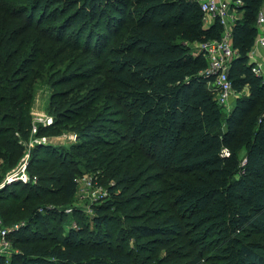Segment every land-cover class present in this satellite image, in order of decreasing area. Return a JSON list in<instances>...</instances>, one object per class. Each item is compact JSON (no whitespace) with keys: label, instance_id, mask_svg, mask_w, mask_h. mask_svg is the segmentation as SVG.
Wrapping results in <instances>:
<instances>
[{"label":"trees","instance_id":"trees-1","mask_svg":"<svg viewBox=\"0 0 264 264\" xmlns=\"http://www.w3.org/2000/svg\"><path fill=\"white\" fill-rule=\"evenodd\" d=\"M26 1L33 9L31 24L35 19L44 22V14L57 3L80 5L74 26L100 37L96 49L97 58L104 61L101 92H108L104 98L108 111L124 117L128 138L139 144L153 169L175 181L173 201L187 216L133 225L114 234L105 215L114 205L109 203L97 209L94 221L104 232L93 234L85 225L72 229L55 248L36 246L47 240L44 233L52 227L39 210L31 212L28 203L54 191L73 198L81 173L67 151L37 145L31 151L28 171L34 169L39 182H15L0 192L3 223L13 228L25 222L11 233L22 248L14 254L13 264H168L153 252L177 239L185 242L190 234L188 245L214 253L180 264H209L211 260L264 264V78L253 72L248 56L258 37L257 18L264 0H239L242 4L237 6L244 15L232 34L236 56L229 78L238 97L230 109L221 106L208 87L214 76L206 73L208 62L198 47L220 40L224 28L219 21L205 26L198 1ZM23 33L27 32L0 28V184L25 154L19 142L31 133L35 88L47 84L46 76L53 68L63 66L56 46L60 40L39 39L34 34L22 38ZM63 97L66 94L54 99ZM94 103L81 104L73 116L60 112L53 117L54 125L41 127L39 135L48 136L65 123L79 120L73 128L82 133L93 130L92 120L105 109L104 104L93 110ZM70 105L71 100L62 101L61 111ZM87 144L77 147L85 150L83 160H88L90 152L99 156L92 157L89 165L100 156L107 158L108 151L89 149ZM52 183L59 188L45 186ZM17 184L16 194L4 196ZM26 213L30 215L25 220ZM128 235L149 239L138 244L139 254L127 247ZM5 261L0 258V264Z\"/></svg>","mask_w":264,"mask_h":264},{"label":"rangeland","instance_id":"rangeland-1","mask_svg":"<svg viewBox=\"0 0 264 264\" xmlns=\"http://www.w3.org/2000/svg\"><path fill=\"white\" fill-rule=\"evenodd\" d=\"M79 7L80 5H72L67 1L57 3L44 14V22L35 19L31 24L30 16L32 18L31 10L33 9L27 6L26 0H0V28H15L17 32H27L23 33L22 38L34 34L39 39L53 38L56 41H61V44L56 46L58 54L61 55L59 58H63V66L53 68L46 76L47 84L38 85L35 88L31 115L40 113L56 118L57 114L63 112L65 116H73L75 110H79L81 108L79 106L83 103L91 104L95 101L91 107L93 110L94 108H103L106 103L104 98L108 92H101L105 84L101 74L104 61L97 58L98 50L96 49L100 37L92 34L89 30L78 29L82 28L80 26H74V15ZM18 17L20 19H16ZM31 28H41L40 30L43 32L40 30L31 31ZM111 48L112 45L107 47L106 54ZM60 94H66V97L54 99ZM66 99L71 100V105L65 111H61L60 104ZM104 108V111L96 114L97 116L92 120L93 130L91 131L82 133L80 129L73 128L76 123L80 122L79 120L70 124L65 123L48 135L50 141L47 145L67 151L74 160V163H71L81 173L76 178L79 181L77 182L76 195L73 198H65L54 191L38 201L28 203L31 206V212L35 209L39 210L47 217L52 227L49 232L44 233L47 240L36 246L55 248L72 229L77 230L85 225L93 234L104 232L105 229L103 227L98 229L94 221L98 214L97 209L109 203H114V205L105 215L109 224L114 228L111 231L114 234L133 225L158 224L171 216L182 220L186 219L187 215L179 211L173 201L175 181L163 177L162 172L153 169L139 144L128 138L124 117L114 115V111H108V103ZM18 136L20 137V135ZM30 141L31 136L27 139L22 138L19 142L25 153L28 151ZM87 142L89 144L91 142V144H87L86 148L100 149L101 152L108 151L107 158L100 156V162L96 160L92 165H89L92 157L99 156L96 151L90 152L87 156L88 160H83L85 150L77 147ZM32 149H30V154ZM23 158L24 156L11 169V172L21 166ZM102 160L104 162H101ZM34 171L33 169V172H27L30 178V182L27 184L39 182L38 175L33 174ZM120 171L122 173H119ZM111 173L115 174L117 178H112ZM16 186L19 185L10 187L4 196L11 195L12 197L16 194V188H19ZM45 186L51 190L59 188L56 183ZM5 187L0 188V192ZM29 215L30 213H26L22 218L26 220ZM0 221L1 240L2 229H11L12 227L3 223L1 217ZM192 236L193 234L186 235L187 241ZM127 238V247L135 254H139L138 244H144L149 240L130 235ZM114 239H116V235ZM187 241L182 242L177 239V241L171 242L169 247L160 248L157 254H155L156 252L153 254L155 258L168 264H180L196 257L206 259L214 253L211 250L201 252L188 245ZM9 243L10 248L5 250L7 252L0 257L6 260L5 264H13L14 254L22 250L21 246L13 240L11 234ZM157 248L155 247V250ZM140 256L144 258L145 253H140ZM209 264L218 263L211 260Z\"/></svg>","mask_w":264,"mask_h":264},{"label":"built area","instance_id":"built-area-1","mask_svg":"<svg viewBox=\"0 0 264 264\" xmlns=\"http://www.w3.org/2000/svg\"><path fill=\"white\" fill-rule=\"evenodd\" d=\"M199 2L202 11L205 14V19L212 18L213 21H219L224 28L223 37L220 40L208 41L198 45L200 52L204 54L208 68L207 74L214 76L213 81L208 83L216 95L218 103L224 108L230 109L234 103L238 93L233 88V84L229 78V71L231 64L236 56V51L233 47V28L238 20L237 6L242 4L241 1L235 0L229 2L228 0H196ZM258 37L255 45L249 52V60L253 65V72L257 76L264 78V2L260 9L257 18ZM54 125V118L45 114L32 115L31 141L29 143L28 151L22 159L21 166L9 172L3 181L0 188L11 185L15 182L27 184L30 178L27 174L29 166L30 149L37 145H47L50 141L48 136H40V128L51 127ZM226 152V151H225ZM77 182L79 180H76ZM1 224V221H0ZM21 225L15 227L3 228L0 240V257L6 253L10 248L9 235L14 231L20 229Z\"/></svg>","mask_w":264,"mask_h":264},{"label":"crops","instance_id":"crops-1","mask_svg":"<svg viewBox=\"0 0 264 264\" xmlns=\"http://www.w3.org/2000/svg\"><path fill=\"white\" fill-rule=\"evenodd\" d=\"M229 2H233V1H235V0H228ZM243 15H244V13L243 12H238L237 13V17L239 18V19H241L242 17H243ZM214 24V21H213V19L212 18H207V19H205V26L208 28V27H210V26H212Z\"/></svg>","mask_w":264,"mask_h":264}]
</instances>
